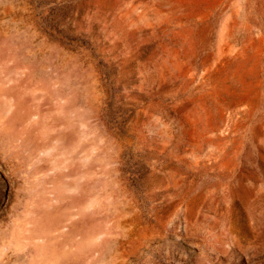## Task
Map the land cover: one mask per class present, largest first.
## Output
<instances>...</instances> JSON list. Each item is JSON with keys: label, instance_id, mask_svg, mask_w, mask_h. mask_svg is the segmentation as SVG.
<instances>
[{"label": "rangeland", "instance_id": "obj_1", "mask_svg": "<svg viewBox=\"0 0 264 264\" xmlns=\"http://www.w3.org/2000/svg\"><path fill=\"white\" fill-rule=\"evenodd\" d=\"M0 264H264V0H0Z\"/></svg>", "mask_w": 264, "mask_h": 264}]
</instances>
